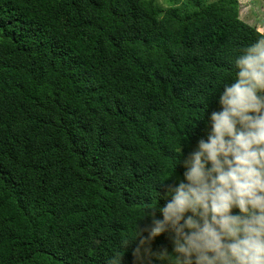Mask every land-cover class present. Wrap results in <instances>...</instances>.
Wrapping results in <instances>:
<instances>
[{
  "label": "trees",
  "instance_id": "1",
  "mask_svg": "<svg viewBox=\"0 0 264 264\" xmlns=\"http://www.w3.org/2000/svg\"><path fill=\"white\" fill-rule=\"evenodd\" d=\"M169 3L0 0V264H131L125 242L264 34L237 0Z\"/></svg>",
  "mask_w": 264,
  "mask_h": 264
},
{
  "label": "clouds",
  "instance_id": "2",
  "mask_svg": "<svg viewBox=\"0 0 264 264\" xmlns=\"http://www.w3.org/2000/svg\"><path fill=\"white\" fill-rule=\"evenodd\" d=\"M235 66L182 173L161 185L162 205L125 242L131 264H264V34Z\"/></svg>",
  "mask_w": 264,
  "mask_h": 264
},
{
  "label": "rangeland",
  "instance_id": "3",
  "mask_svg": "<svg viewBox=\"0 0 264 264\" xmlns=\"http://www.w3.org/2000/svg\"><path fill=\"white\" fill-rule=\"evenodd\" d=\"M205 1L213 2L215 0ZM237 2L239 5V19L264 33V28L260 27V22L264 17V0H237ZM157 4L164 9L170 6L169 0H157Z\"/></svg>",
  "mask_w": 264,
  "mask_h": 264
}]
</instances>
